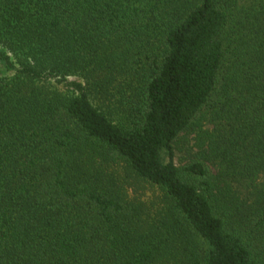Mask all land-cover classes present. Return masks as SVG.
<instances>
[{"label": "trees", "instance_id": "trees-1", "mask_svg": "<svg viewBox=\"0 0 264 264\" xmlns=\"http://www.w3.org/2000/svg\"><path fill=\"white\" fill-rule=\"evenodd\" d=\"M238 2L0 0V264H264V185L216 183L264 175V0ZM203 109L215 175L172 160ZM118 163L163 190L149 231Z\"/></svg>", "mask_w": 264, "mask_h": 264}, {"label": "rangeland", "instance_id": "rangeland-1", "mask_svg": "<svg viewBox=\"0 0 264 264\" xmlns=\"http://www.w3.org/2000/svg\"><path fill=\"white\" fill-rule=\"evenodd\" d=\"M255 0H239L238 11L243 13L248 10ZM6 51L0 45V52ZM11 61H15L13 56L6 51ZM16 64V62H15ZM14 75V70L7 66L0 59V81L9 79ZM69 80L79 81L77 76L68 77ZM52 89L65 92L66 86L57 83L54 80L48 81ZM227 122L220 121V117L215 115L210 109H203L192 125L180 133L172 143V160L177 167H184L192 161H200L208 169L211 175H215L222 165L221 159L214 157L209 147L214 138H219L227 129ZM231 135H235L231 130ZM220 139V138H219ZM167 160V156H165ZM119 182H115L118 188L124 194L125 198L139 207V224L144 231H149L154 227L168 210V204L161 187L150 182L137 178L126 168L125 163H118L111 166ZM224 188H231L239 198L246 196L249 189L255 186L264 185V175H258L256 182H216ZM247 183V185L245 184ZM178 245H172L168 251H175ZM158 264H184V261L178 255L164 256L160 258Z\"/></svg>", "mask_w": 264, "mask_h": 264}]
</instances>
